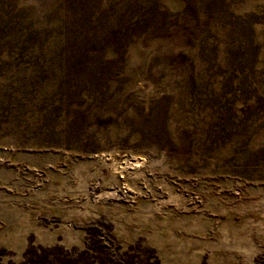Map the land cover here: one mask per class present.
Wrapping results in <instances>:
<instances>
[{
    "label": "rangeland",
    "instance_id": "1",
    "mask_svg": "<svg viewBox=\"0 0 264 264\" xmlns=\"http://www.w3.org/2000/svg\"><path fill=\"white\" fill-rule=\"evenodd\" d=\"M0 264H264V0H0Z\"/></svg>",
    "mask_w": 264,
    "mask_h": 264
}]
</instances>
